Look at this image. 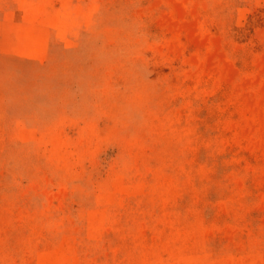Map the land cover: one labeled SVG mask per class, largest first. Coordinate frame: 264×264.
<instances>
[{
    "label": "rangeland",
    "instance_id": "374dc122",
    "mask_svg": "<svg viewBox=\"0 0 264 264\" xmlns=\"http://www.w3.org/2000/svg\"><path fill=\"white\" fill-rule=\"evenodd\" d=\"M0 264H264V0H0Z\"/></svg>",
    "mask_w": 264,
    "mask_h": 264
}]
</instances>
